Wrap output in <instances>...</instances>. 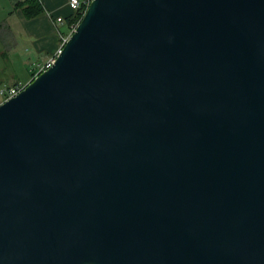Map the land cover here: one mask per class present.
Returning a JSON list of instances; mask_svg holds the SVG:
<instances>
[{
	"label": "water",
	"instance_id": "obj_1",
	"mask_svg": "<svg viewBox=\"0 0 264 264\" xmlns=\"http://www.w3.org/2000/svg\"><path fill=\"white\" fill-rule=\"evenodd\" d=\"M0 264H264V0H91L0 103Z\"/></svg>",
	"mask_w": 264,
	"mask_h": 264
},
{
	"label": "crops",
	"instance_id": "obj_2",
	"mask_svg": "<svg viewBox=\"0 0 264 264\" xmlns=\"http://www.w3.org/2000/svg\"><path fill=\"white\" fill-rule=\"evenodd\" d=\"M19 1L23 0H0V90L22 83L26 79L24 69L31 76L38 64L56 52L61 36L71 34L75 25L67 24L66 19L73 14L68 0H39L44 12L32 18L16 8ZM56 18H62L58 26Z\"/></svg>",
	"mask_w": 264,
	"mask_h": 264
},
{
	"label": "built area",
	"instance_id": "obj_3",
	"mask_svg": "<svg viewBox=\"0 0 264 264\" xmlns=\"http://www.w3.org/2000/svg\"><path fill=\"white\" fill-rule=\"evenodd\" d=\"M90 2H91V0H68V6L70 7V9L73 12L82 8V15H83L85 10L87 9L88 5L90 4ZM61 23H62V18H56V21H55L56 26H58V24H61ZM76 25H77V23L73 26L71 33L75 29ZM68 36H66V37L61 36V44L58 47V49L56 50V52L53 55L49 56L43 63H40L37 65V67L32 72V75H31L32 79L34 77H36L38 74H40L42 71L50 68L53 65L56 56L61 51V48H62L63 44L65 43V41L67 40ZM24 86L25 85L22 83H17V84L10 86V87L2 88L0 90L1 96L3 95L2 102L13 97V96H15L17 93H19L24 88Z\"/></svg>",
	"mask_w": 264,
	"mask_h": 264
},
{
	"label": "trees",
	"instance_id": "obj_4",
	"mask_svg": "<svg viewBox=\"0 0 264 264\" xmlns=\"http://www.w3.org/2000/svg\"><path fill=\"white\" fill-rule=\"evenodd\" d=\"M16 8H20L26 18L35 17L44 12V9L39 0H23L16 3ZM82 16V8L73 12L67 20V24L70 26L79 22ZM32 75V73H31Z\"/></svg>",
	"mask_w": 264,
	"mask_h": 264
},
{
	"label": "rangeland",
	"instance_id": "obj_5",
	"mask_svg": "<svg viewBox=\"0 0 264 264\" xmlns=\"http://www.w3.org/2000/svg\"><path fill=\"white\" fill-rule=\"evenodd\" d=\"M32 58H34V57H32ZM36 59H37V58H34L33 60H36ZM40 60H42V59H40ZM43 61H44V60H43ZM43 61H42L41 63H43ZM23 71H24V74L26 75V79L23 80L22 83H23L24 85H26L27 83H29V82L32 80V76L29 75V73L27 72L26 69H24ZM2 99H3V95L0 96V102L2 101Z\"/></svg>",
	"mask_w": 264,
	"mask_h": 264
}]
</instances>
